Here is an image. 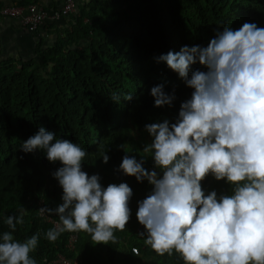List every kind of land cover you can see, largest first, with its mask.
<instances>
[{"label":"trees","instance_id":"trees-1","mask_svg":"<svg viewBox=\"0 0 264 264\" xmlns=\"http://www.w3.org/2000/svg\"><path fill=\"white\" fill-rule=\"evenodd\" d=\"M120 1L75 3L77 14L62 16L69 25L63 32L54 28L51 44L42 48L38 38L31 58L0 60V232L9 230L4 218L18 215L23 207L24 223L17 225L14 237L23 241L39 233L38 247L30 253L37 264L57 253L75 256L74 264H183L176 253L159 256L144 244L139 235L144 230H135L137 202L152 186L117 171L126 148L134 145L129 127L141 131L145 124L165 118L175 122L181 102L193 91L155 57L184 45L206 47L224 25L238 29L254 22L264 28V0H124L118 8ZM197 68L206 71L197 62L190 73ZM158 84L168 93L175 90L172 107H154L150 89ZM113 93L121 96L119 102L111 99ZM127 93L133 94L131 100L123 98ZM42 126L58 139L80 144L88 153L82 170L99 174L103 186L126 182L133 189L131 218L124 231L115 232L117 243L94 244L87 233L76 232L68 249L72 232L61 234L55 243L44 238L53 226L37 215L36 200L47 209L62 203V188L52 176L62 165L49 162L43 150L25 153L20 148ZM101 152L110 157L107 163ZM202 185L206 192L231 191L211 175ZM45 214L60 223L58 215ZM131 246L137 247V254L130 252Z\"/></svg>","mask_w":264,"mask_h":264},{"label":"clouds","instance_id":"clouds-1","mask_svg":"<svg viewBox=\"0 0 264 264\" xmlns=\"http://www.w3.org/2000/svg\"><path fill=\"white\" fill-rule=\"evenodd\" d=\"M155 59L193 91L175 122L165 118L144 125L151 143L143 145L139 160L125 151L117 169L152 186L137 202L136 218L145 230L139 235L159 256L176 253L183 264H264V28L254 22L238 29L224 25L206 47L184 45ZM197 62L206 71L190 73ZM150 95L154 107H172L177 98L164 84L153 86ZM111 99L119 102L121 96L113 93ZM20 148L43 150L49 162L62 165L52 173L62 203L40 209L60 220L45 232L47 241L84 232L94 244L118 242L115 232L124 231L131 218L133 189L126 182L103 186L99 174L82 170L87 151L43 126ZM100 156L103 163L110 159L104 152ZM149 157L151 170L144 167ZM209 175L224 181L230 194L206 192L202 181ZM18 212L3 220L9 230L0 232V264H37L30 253L40 235L14 237L26 215L23 207Z\"/></svg>","mask_w":264,"mask_h":264},{"label":"built area","instance_id":"built-area-1","mask_svg":"<svg viewBox=\"0 0 264 264\" xmlns=\"http://www.w3.org/2000/svg\"><path fill=\"white\" fill-rule=\"evenodd\" d=\"M75 16L77 14L75 0H62L57 7H47L37 3L28 2L25 4L7 2L0 5V15L7 18H14L18 20L21 26L29 31H33L44 23H53L62 19L63 15ZM85 20V19H83ZM43 207L42 200L38 198L36 200V213L50 222L55 227L59 222L46 215L45 212L41 214L40 209ZM135 230H144L143 225L139 222L136 225ZM145 231V230H144ZM75 233H70L65 246L68 249H72ZM132 254H137L138 249L135 246L129 248ZM77 258H67L61 253H57L51 260H43V264H74Z\"/></svg>","mask_w":264,"mask_h":264},{"label":"crops","instance_id":"crops-1","mask_svg":"<svg viewBox=\"0 0 264 264\" xmlns=\"http://www.w3.org/2000/svg\"><path fill=\"white\" fill-rule=\"evenodd\" d=\"M18 1L20 0H0V5L7 2L17 3ZM35 2L47 7H57L60 5L62 0H36ZM76 2L77 0H75V3ZM78 3L80 2L78 1ZM61 21L62 19L53 23H44L36 30L29 31L21 26L18 20L0 15V60H4L6 58H31L37 37H39L42 42L44 37L40 35L50 34L51 27H54V24L58 25ZM137 264L141 263L138 262Z\"/></svg>","mask_w":264,"mask_h":264},{"label":"rangeland","instance_id":"rangeland-1","mask_svg":"<svg viewBox=\"0 0 264 264\" xmlns=\"http://www.w3.org/2000/svg\"><path fill=\"white\" fill-rule=\"evenodd\" d=\"M78 1L79 2H84L83 0H77V2H76L77 4H78ZM123 4H124V0L120 1L119 5H118V8H120V6H123ZM68 21H69L68 19L63 18L62 21L60 23H58V25L54 24L53 25L54 27H51V33L52 34L51 33L50 34H46V35H43V34L40 35L39 34L40 36H43L45 38V40H44V38L42 37L43 41L41 42L40 46L43 48V47H46L47 45L51 44V42L54 40V38L56 36V32H55L54 28H57V31H59V32H63V30L65 28H67V26L69 25ZM52 37H53V39H52ZM38 38L39 37H37V39ZM35 40H36V37H35ZM80 42H83V41H80ZM33 55H34V53H32V56ZM21 60H26V59H21ZM129 128H130L129 131H130L131 135L134 138V145L132 147H130V148H126V151L128 152L129 155H135L137 160H139L140 159V155H143V151H142L143 145L146 144V143H151L152 137L145 130L138 131L135 128H133L132 126H130ZM144 167L149 169V170L152 169L153 162H152L151 157H149L147 162L144 164Z\"/></svg>","mask_w":264,"mask_h":264}]
</instances>
